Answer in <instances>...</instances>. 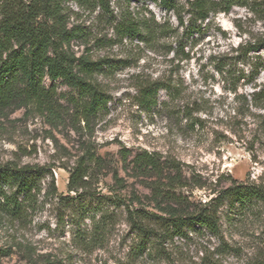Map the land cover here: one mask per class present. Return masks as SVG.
<instances>
[{"label":"rangeland","instance_id":"1","mask_svg":"<svg viewBox=\"0 0 264 264\" xmlns=\"http://www.w3.org/2000/svg\"><path fill=\"white\" fill-rule=\"evenodd\" d=\"M78 37L68 47L75 57L102 63L93 81L108 98L97 116L85 120L78 92L62 81L50 109L36 104L0 108V165H37L41 179L35 204L20 217L0 216V264H264V206H232L220 212L221 233L195 227L186 237L161 243L133 230L124 208H113L109 188L115 173L151 213L149 183L137 178L121 151H147L175 161L187 182L177 192L190 206L209 202L236 181L264 186V0L192 22L158 2L57 0ZM186 5V0H175ZM126 19L147 22L146 40L122 37ZM158 82L159 106L139 105L140 89ZM50 88L53 83L45 79ZM93 154V197L66 207L70 170ZM55 186L56 190L53 189ZM138 206L139 204H135Z\"/></svg>","mask_w":264,"mask_h":264},{"label":"trees","instance_id":"2","mask_svg":"<svg viewBox=\"0 0 264 264\" xmlns=\"http://www.w3.org/2000/svg\"><path fill=\"white\" fill-rule=\"evenodd\" d=\"M139 1V0H129ZM153 1L158 0H140ZM256 0H186V5H178L175 0H160L167 11H175L181 23L184 14L190 21L205 23L212 14L229 13L234 7L250 8ZM104 10H108V0H94ZM150 26L147 22L126 19L118 32L122 37L145 41ZM78 37L68 27L61 3L57 0H0V108L16 102L36 104L50 109L57 96L55 83L62 81L67 87L78 92L75 100L79 112L87 121L98 115L108 103V98L93 76L102 68V63L89 58H77L68 47ZM249 52L264 50V40L250 44ZM53 85L48 88L44 81ZM166 87L158 82L140 89L139 105L146 111L159 106V93ZM264 98V92L255 94ZM121 156L125 163L132 157L129 166L137 178L154 177L149 183L152 201L160 213L149 212L143 201L133 194L126 202L123 179L115 173L119 186L109 188L108 201L115 209L124 208L131 228L146 237H153L161 243L176 237H186L190 230L200 227L214 236L221 233V209L227 204L241 207L262 204L264 206V186L255 184H233L218 192L209 202L190 206L189 199L179 194V189L187 187L180 165L175 161H162L156 154L147 151L136 153L123 149ZM102 159L93 154L80 158L70 170L68 192L77 197H62L65 206L81 197H93L91 190L92 166H102ZM51 174L44 167L14 163L0 165V216L20 217L35 204L41 192V179ZM53 189L56 190L55 186ZM139 204L136 206L135 204Z\"/></svg>","mask_w":264,"mask_h":264}]
</instances>
